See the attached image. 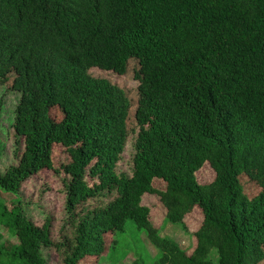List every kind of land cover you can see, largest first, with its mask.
Listing matches in <instances>:
<instances>
[{"label":"trees","instance_id":"obj_1","mask_svg":"<svg viewBox=\"0 0 264 264\" xmlns=\"http://www.w3.org/2000/svg\"><path fill=\"white\" fill-rule=\"evenodd\" d=\"M125 57L138 60L142 75L132 173L114 171L97 187L88 178L124 152L131 101L89 69L113 70ZM35 63L43 71L41 95L33 90ZM11 75V88L21 93L17 162L0 169V190L19 194L25 180L54 169L53 146H66L71 233L56 241L49 218L36 225L20 197L12 207L0 197V226L16 240L0 233V264H48L51 249L60 264H79L101 255L105 234L123 232L129 222L138 243L123 247L117 237L111 252L119 261L133 249L131 264H264V133L251 155L242 139L250 123L264 126V0H0V80ZM64 88L79 105L73 122L50 115ZM2 106L0 98V117ZM76 134L90 146L78 147ZM206 162L215 178L202 184L196 170ZM242 175L261 187L257 195L248 196ZM156 178L164 189L153 186ZM145 193H157L165 221L186 232V216L201 209L203 226L194 235L209 247L205 257L161 234L142 204ZM95 198L107 200L79 210ZM142 233L157 248L154 256L141 254Z\"/></svg>","mask_w":264,"mask_h":264},{"label":"rangeland","instance_id":"obj_2","mask_svg":"<svg viewBox=\"0 0 264 264\" xmlns=\"http://www.w3.org/2000/svg\"><path fill=\"white\" fill-rule=\"evenodd\" d=\"M37 61L41 64L44 62V56H40ZM39 63H35L36 72L33 73V90L37 95L42 94L44 84L42 83L43 71ZM39 68V69H38ZM89 73L94 77L106 78L113 84L123 88L131 101V108L127 119V127L129 136L127 143L120 159L112 163L104 169V171L97 178H88L90 185L103 187L107 184L108 179L114 171L132 173L133 168V153H134V139L139 129L135 112L139 100L138 86L142 80L141 68L137 59L133 57L123 58L118 68L113 70H102L99 67L89 69ZM14 75H11L9 80L2 82L0 80V98L3 101L2 116L0 117V169L3 171L10 164L16 163L17 159L14 156V146L17 139L16 131L14 129L15 109L20 100L21 93L11 88ZM43 87V88H42ZM79 105L72 96L69 88L60 89V94L57 104L50 110L51 117L60 121L67 119L73 122L77 113ZM74 130V129H73ZM264 133V126L260 123H250L242 139L248 143L247 154L251 155L258 150L259 141ZM74 143L78 147L90 146L87 141L81 140L80 136L76 134ZM19 146L23 147V138H19ZM96 157L101 153L97 147L92 146ZM52 160L54 169H44L34 174L23 182L19 194L12 192H5L0 190V197H2L8 207L14 205L15 199L20 197L25 213L30 217L36 225H43L47 218L51 222V235L56 241L71 233L70 227L66 226L67 213L65 209V185L64 179L67 177L62 170V166L70 161V155L66 146L62 144H55L53 146ZM56 170L61 171L60 173ZM198 181L202 184L211 182L215 178V172L211 165L206 162L203 166L196 170ZM241 181L244 185L245 192L251 198L257 195L261 187L255 182L251 181L247 175L241 176ZM153 186L157 189H164L165 182L156 178ZM107 198H95L89 200L82 207H95L101 203H105ZM142 204L150 208V219L155 227L161 229L162 235H167L177 241L182 248L189 254L195 253L198 257H205L209 251L207 245H201L197 242L194 235L196 231L203 226V213L199 207H196L185 218V223L188 227V232L184 231L178 225L166 222V208L163 205L160 196L157 193H145L142 198ZM0 233L7 242H15V238L10 236L9 231L5 227L0 226ZM121 240V246L128 242L133 244L138 243V231L130 222L127 224L123 232L117 231L114 233L108 232L104 236V250L101 255L90 254L87 255L79 264H131L134 258L138 257L134 253L135 250H130V254L123 260L114 258L111 252L113 241ZM219 240V246L222 249L223 244L219 236H215ZM144 248L141 250L143 256L146 253L154 256L157 253V248L151 244L145 233L141 234ZM118 255L121 254V247L118 248ZM48 264H60L62 256L57 250L51 249L46 252ZM148 262V261H146Z\"/></svg>","mask_w":264,"mask_h":264}]
</instances>
